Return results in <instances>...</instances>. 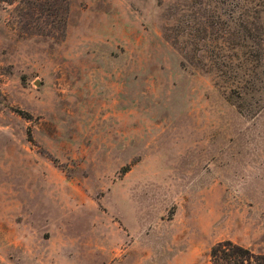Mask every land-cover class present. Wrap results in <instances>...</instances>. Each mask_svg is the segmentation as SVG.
<instances>
[{
  "label": "rangeland",
  "instance_id": "obj_1",
  "mask_svg": "<svg viewBox=\"0 0 264 264\" xmlns=\"http://www.w3.org/2000/svg\"><path fill=\"white\" fill-rule=\"evenodd\" d=\"M235 9L0 5V264H209L222 241L264 255V41L241 78Z\"/></svg>",
  "mask_w": 264,
  "mask_h": 264
},
{
  "label": "trees",
  "instance_id": "obj_2",
  "mask_svg": "<svg viewBox=\"0 0 264 264\" xmlns=\"http://www.w3.org/2000/svg\"><path fill=\"white\" fill-rule=\"evenodd\" d=\"M15 1L16 0H0V5L11 4ZM235 3L236 9L234 13L237 17L233 24L234 33L232 32L231 36L235 41V48L241 53L240 58L236 59L238 62L241 61L244 63L242 65L240 64L239 68L236 69L242 71L241 78L243 76H246L247 78L251 75V70L249 68L247 69V67L250 66L249 61H251L249 57H252L249 53L256 48L258 49L260 44L263 43L264 33L262 29H264V27L261 28L256 26L258 15L255 18L251 16L253 21H247V17L249 16V6L251 4L250 0H235ZM243 50L245 52H243ZM260 57L261 56L257 54L253 59L259 61L261 59ZM212 66V68L218 70L221 75L225 74V71L219 70V66L216 64H213ZM230 66L234 65H229V67ZM238 77L239 76H236V79ZM208 257L209 264H264V255L254 254L248 249L230 241H222L215 244L209 250Z\"/></svg>",
  "mask_w": 264,
  "mask_h": 264
}]
</instances>
